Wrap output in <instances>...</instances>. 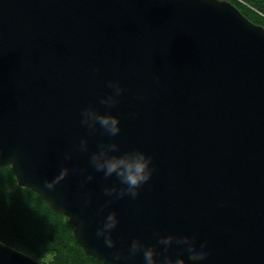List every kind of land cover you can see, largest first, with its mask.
Segmentation results:
<instances>
[{"label":"water","instance_id":"95a60500","mask_svg":"<svg viewBox=\"0 0 264 264\" xmlns=\"http://www.w3.org/2000/svg\"><path fill=\"white\" fill-rule=\"evenodd\" d=\"M110 80L125 88L111 108L100 104ZM89 106L119 115L121 132L90 134ZM112 142L114 154L154 157L136 199L105 195L119 179L90 164ZM0 146V168L66 215L105 264H144L142 252L128 257L132 241L167 235L205 243L197 264H264V25L231 0H0ZM65 166L69 176L45 188ZM113 211L107 248L96 233ZM163 249L157 260L192 264L184 245ZM0 264L47 263L0 239Z\"/></svg>","mask_w":264,"mask_h":264},{"label":"clouds","instance_id":"9594fccd","mask_svg":"<svg viewBox=\"0 0 264 264\" xmlns=\"http://www.w3.org/2000/svg\"><path fill=\"white\" fill-rule=\"evenodd\" d=\"M95 71L99 72L100 68L97 67ZM107 87L111 89V92L100 100V104L111 108L120 102V97L125 92V88L119 80L108 81ZM80 123L88 129L90 134H94L97 128H99L108 136L114 137L122 130L121 117L119 115L101 112L93 106H89L83 110ZM78 147L82 152L88 151L89 143L87 136L81 139ZM119 148L120 145L117 142L101 143L98 151L92 153L90 164L96 172H103L105 178L115 175L119 179V186L105 187V195H115L117 199L124 197L136 199L140 195L142 187L153 177L156 170L153 164L154 157L139 148L123 154H114L118 152ZM0 151H3L2 146H0ZM64 159L66 161L71 160L72 153H65ZM70 171L72 169L69 167H63L55 178L45 181V188L49 190L55 189L57 185L69 176ZM76 171L83 174L87 170L78 169ZM93 178L94 174H88L84 182L91 181ZM88 203H91V197L85 201V204ZM106 207L107 203L101 206L100 211L102 212ZM118 223V215L113 211L107 215L102 227L97 230V237L103 238L104 245L107 248H114L116 245L113 231ZM174 241L185 246V250L188 252L187 260L191 261L192 264H197V262L205 260L208 256V252L205 251L206 244L201 243L199 250H197L194 237L167 235L161 236L157 244L152 246H147L140 238H136L129 247L128 257H135L142 252L144 264H186L185 258L182 256L177 259L165 256L163 259L157 260V245H163V252L166 253ZM113 255L114 260L119 261L124 253L117 251Z\"/></svg>","mask_w":264,"mask_h":264},{"label":"trees","instance_id":"16d2710c","mask_svg":"<svg viewBox=\"0 0 264 264\" xmlns=\"http://www.w3.org/2000/svg\"><path fill=\"white\" fill-rule=\"evenodd\" d=\"M264 25V0H231ZM75 226L41 194L21 186L10 165L0 168V239L47 264H105L79 243Z\"/></svg>","mask_w":264,"mask_h":264}]
</instances>
